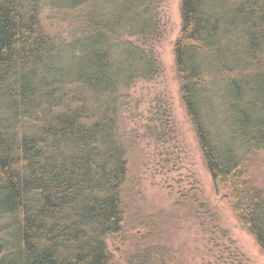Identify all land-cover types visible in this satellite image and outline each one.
<instances>
[{
  "label": "trees",
  "instance_id": "trees-1",
  "mask_svg": "<svg viewBox=\"0 0 264 264\" xmlns=\"http://www.w3.org/2000/svg\"><path fill=\"white\" fill-rule=\"evenodd\" d=\"M162 5L0 0V264L111 263L133 184L120 113L126 92L163 74ZM45 11L75 28L45 31ZM181 13L174 51L187 116L217 193L264 251V193L247 173L264 153V0H181ZM146 129L162 148L175 141L165 100ZM178 194L221 250L227 233L198 189ZM130 264L169 261L147 249Z\"/></svg>",
  "mask_w": 264,
  "mask_h": 264
},
{
  "label": "rangeland",
  "instance_id": "rangeland-1",
  "mask_svg": "<svg viewBox=\"0 0 264 264\" xmlns=\"http://www.w3.org/2000/svg\"><path fill=\"white\" fill-rule=\"evenodd\" d=\"M43 18L45 31L60 37L75 28L71 25L70 30L72 21L48 11ZM161 23L164 35L157 52L163 74L152 83L139 82L124 94L120 119L122 133L132 140L128 166L133 184L121 239L108 241L110 264H130L147 249L161 250L169 264H264L263 249L240 223L230 197L222 199L224 193H217L187 116L174 51L182 29L181 0H163ZM159 100L170 106L176 129L175 141L164 148L145 136L151 110ZM166 153L172 163L165 162ZM247 173L252 185L264 193V153L249 158ZM191 184L227 233L218 237L221 250L209 243L195 205L178 198L179 187L190 189Z\"/></svg>",
  "mask_w": 264,
  "mask_h": 264
},
{
  "label": "water",
  "instance_id": "water-1",
  "mask_svg": "<svg viewBox=\"0 0 264 264\" xmlns=\"http://www.w3.org/2000/svg\"><path fill=\"white\" fill-rule=\"evenodd\" d=\"M222 199L229 200L228 196H226V195H223V196H222Z\"/></svg>",
  "mask_w": 264,
  "mask_h": 264
}]
</instances>
